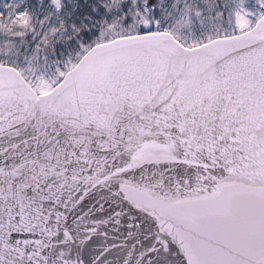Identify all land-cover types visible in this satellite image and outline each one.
<instances>
[{
  "label": "snow or ice",
  "instance_id": "snow-or-ice-1",
  "mask_svg": "<svg viewBox=\"0 0 264 264\" xmlns=\"http://www.w3.org/2000/svg\"><path fill=\"white\" fill-rule=\"evenodd\" d=\"M0 264H264V0H0Z\"/></svg>",
  "mask_w": 264,
  "mask_h": 264
}]
</instances>
